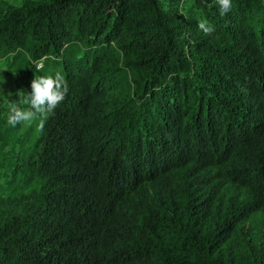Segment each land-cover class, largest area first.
<instances>
[{
	"label": "trees",
	"instance_id": "trees-1",
	"mask_svg": "<svg viewBox=\"0 0 264 264\" xmlns=\"http://www.w3.org/2000/svg\"><path fill=\"white\" fill-rule=\"evenodd\" d=\"M219 9L0 0L1 74L68 84L15 154L33 187L0 196V264H264V0Z\"/></svg>",
	"mask_w": 264,
	"mask_h": 264
},
{
	"label": "rangeland",
	"instance_id": "rangeland-1",
	"mask_svg": "<svg viewBox=\"0 0 264 264\" xmlns=\"http://www.w3.org/2000/svg\"><path fill=\"white\" fill-rule=\"evenodd\" d=\"M12 5H20L23 0H5ZM9 60L7 58L0 57V110L8 106L10 102L15 101L19 107L22 104V92L18 86L17 81L14 79L13 74H1L8 68ZM38 67L40 64L37 65ZM39 120H33L30 124L25 125L23 123L14 127V131L9 133L6 137V142L0 140V196L5 195L11 199L19 198L23 192L30 191L33 187H23L24 184L20 177V168L12 174V168L18 162L15 161V154L19 149L29 147L35 140L38 131L37 125ZM18 137V138H17ZM22 138V139H21ZM14 164V165H13ZM13 175V176H12ZM21 204H19L20 206Z\"/></svg>",
	"mask_w": 264,
	"mask_h": 264
},
{
	"label": "clouds",
	"instance_id": "clouds-1",
	"mask_svg": "<svg viewBox=\"0 0 264 264\" xmlns=\"http://www.w3.org/2000/svg\"><path fill=\"white\" fill-rule=\"evenodd\" d=\"M220 6V15H226L232 7V0H217ZM198 29L205 35H210L215 31L206 19L198 22ZM31 91L21 99V103L28 105L27 109H22L13 101L8 104L9 115L7 124L15 127L17 124H30L38 119L37 131L42 132L55 109L64 101L68 92V84L64 77L56 74L54 77L34 78L30 82ZM2 90V89H0Z\"/></svg>",
	"mask_w": 264,
	"mask_h": 264
}]
</instances>
